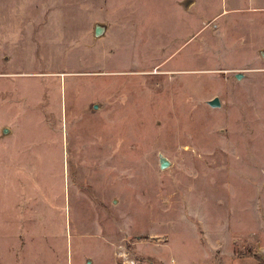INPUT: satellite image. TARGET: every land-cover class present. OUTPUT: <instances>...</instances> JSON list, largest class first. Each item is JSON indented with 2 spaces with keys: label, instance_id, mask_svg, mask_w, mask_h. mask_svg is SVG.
<instances>
[{
  "label": "rangeland",
  "instance_id": "374dc122",
  "mask_svg": "<svg viewBox=\"0 0 264 264\" xmlns=\"http://www.w3.org/2000/svg\"><path fill=\"white\" fill-rule=\"evenodd\" d=\"M259 259L264 0H0V264Z\"/></svg>",
  "mask_w": 264,
  "mask_h": 264
},
{
  "label": "water",
  "instance_id": "95a60500",
  "mask_svg": "<svg viewBox=\"0 0 264 264\" xmlns=\"http://www.w3.org/2000/svg\"><path fill=\"white\" fill-rule=\"evenodd\" d=\"M209 104H211L212 106H219L220 103L217 98H214L212 100H209ZM163 165H166L165 161L162 162V166Z\"/></svg>",
  "mask_w": 264,
  "mask_h": 264
},
{
  "label": "trees",
  "instance_id": "16d2710c",
  "mask_svg": "<svg viewBox=\"0 0 264 264\" xmlns=\"http://www.w3.org/2000/svg\"><path fill=\"white\" fill-rule=\"evenodd\" d=\"M259 264H264V260L263 259H259Z\"/></svg>",
  "mask_w": 264,
  "mask_h": 264
}]
</instances>
